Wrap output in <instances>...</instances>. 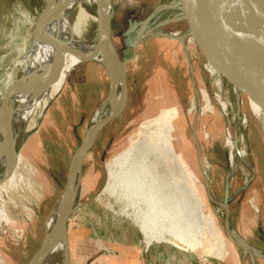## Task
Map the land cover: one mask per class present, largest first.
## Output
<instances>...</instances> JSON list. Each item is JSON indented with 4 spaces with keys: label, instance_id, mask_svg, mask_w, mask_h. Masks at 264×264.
Segmentation results:
<instances>
[{
    "label": "rangeland",
    "instance_id": "obj_1",
    "mask_svg": "<svg viewBox=\"0 0 264 264\" xmlns=\"http://www.w3.org/2000/svg\"><path fill=\"white\" fill-rule=\"evenodd\" d=\"M106 2L111 8V39L120 57L135 58L125 68L124 108L96 133L82 160L76 212L69 220L75 215L77 224L90 223L99 236L103 230L104 238L145 245L143 234L123 214L121 204L105 191L109 180L106 164L131 143L146 120L164 109L170 111L180 130L185 147L183 159L197 178L195 187L204 211L214 219L233 257L221 259L214 255L220 248L214 242L217 248H212L215 231L207 230V222L190 238L196 243L194 250L178 240L176 245H151L163 253L164 259L174 256L178 261L193 257L199 264H264V125L252 114L245 79L219 57V67L210 61L213 51L189 27L177 1ZM49 3L0 0V103L10 84L14 92V83L24 81L23 74L36 56L30 51L31 41L40 29L37 18L49 11ZM86 10L92 14L94 7ZM24 12L27 15H22ZM76 13L69 12L70 23L76 20ZM86 24L80 26L82 39L95 34ZM147 29L152 31L145 34ZM81 62L98 65L106 90H110L108 72L99 62ZM58 95L37 127L16 146L13 181L9 176L0 184V264H27L42 241L45 243L47 228L58 217L71 157L86 136L85 129H77V137L72 134L76 121L70 118V111L57 104ZM8 107L12 111L14 103L9 101ZM96 113L84 122L87 129L92 127Z\"/></svg>",
    "mask_w": 264,
    "mask_h": 264
},
{
    "label": "bare ground",
    "instance_id": "obj_2",
    "mask_svg": "<svg viewBox=\"0 0 264 264\" xmlns=\"http://www.w3.org/2000/svg\"><path fill=\"white\" fill-rule=\"evenodd\" d=\"M49 1V11L37 18L39 33L31 41L30 53L36 56L23 74L24 81L14 83L17 88L9 96L14 109L0 121V181L3 182L9 176L10 181L14 179L11 174L18 152L15 153L12 146L16 149L37 127L47 106L61 91L68 73L82 60L99 62L107 70L110 81V90L92 126H99L122 102L123 59L111 39L108 23L111 8L106 0ZM88 6L94 7L92 14L85 13ZM71 10L77 11V17L70 23L68 15ZM83 22L94 31L93 37L81 38ZM210 61L219 67L214 52ZM245 84L252 114L264 125V97L255 92L249 79H245ZM165 99H168L166 95ZM169 112L163 109L154 118L146 120L131 143L106 164L109 180L105 191L121 204V211L138 227L147 247L153 242L176 245L178 240L193 249L196 243L190 238L195 237L196 231H201L203 222H207V230L215 231L212 243L220 248L216 247L214 255L221 259L233 257L231 248L226 247L220 238L214 219L204 211L195 187L197 178L183 159L185 147L180 130ZM76 182L77 168L73 172L72 187ZM60 200L58 217L52 219L46 241L31 264H67L66 235L61 231L67 202Z\"/></svg>",
    "mask_w": 264,
    "mask_h": 264
},
{
    "label": "water",
    "instance_id": "obj_3",
    "mask_svg": "<svg viewBox=\"0 0 264 264\" xmlns=\"http://www.w3.org/2000/svg\"><path fill=\"white\" fill-rule=\"evenodd\" d=\"M189 27L219 59L239 77L249 79L255 92L264 97V0H175ZM110 29V27H109ZM135 58L123 60L122 85L124 93L119 108L99 126L87 129L86 136L71 157L67 173V181L62 192V199L67 202L61 231L66 234L67 222L75 210V201L79 193L80 168L85 154L90 150L96 133L109 121L118 116L126 103L127 88L125 83V68L127 63ZM14 87L5 89L0 103V121L9 115V96ZM16 153L17 150L13 148ZM77 168V182L73 189V172ZM6 179V178H4ZM3 180L0 181V184ZM233 237H235L233 235ZM237 238V237H235ZM43 245V241H42ZM244 248L243 245L239 244ZM40 249L27 264H31ZM66 263L70 264L68 248L65 250Z\"/></svg>",
    "mask_w": 264,
    "mask_h": 264
},
{
    "label": "crops",
    "instance_id": "obj_4",
    "mask_svg": "<svg viewBox=\"0 0 264 264\" xmlns=\"http://www.w3.org/2000/svg\"><path fill=\"white\" fill-rule=\"evenodd\" d=\"M145 28L146 24L140 31ZM151 31L147 29L143 32L146 34ZM143 32L139 33V36ZM107 93L104 74L95 63L81 62L70 71L56 101L58 105H62L64 111L72 113L70 118L76 121L72 124V134L75 137L80 134L77 129H85L86 133L87 125H84V122L92 119ZM75 221H78V218L74 215L68 221L67 228L70 264H156L157 262L159 264H199L193 257H187L183 261L176 260L174 256H166L164 259L163 253L157 247H153L154 245L146 248L142 242L141 245L139 243L128 244L104 238L103 230L102 235L99 236L93 232L90 223L82 226Z\"/></svg>",
    "mask_w": 264,
    "mask_h": 264
},
{
    "label": "clouds",
    "instance_id": "obj_5",
    "mask_svg": "<svg viewBox=\"0 0 264 264\" xmlns=\"http://www.w3.org/2000/svg\"><path fill=\"white\" fill-rule=\"evenodd\" d=\"M22 15H27V13H26V12H24V13H22Z\"/></svg>",
    "mask_w": 264,
    "mask_h": 264
}]
</instances>
